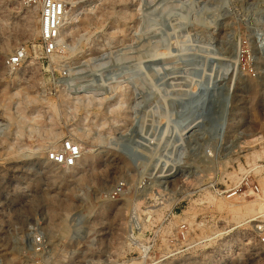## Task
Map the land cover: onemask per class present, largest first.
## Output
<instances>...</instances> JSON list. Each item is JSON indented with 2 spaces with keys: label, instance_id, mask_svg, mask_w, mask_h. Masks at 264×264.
Masks as SVG:
<instances>
[{
  "label": "rangeland",
  "instance_id": "rangeland-1",
  "mask_svg": "<svg viewBox=\"0 0 264 264\" xmlns=\"http://www.w3.org/2000/svg\"><path fill=\"white\" fill-rule=\"evenodd\" d=\"M65 1L0 0V263L264 264V0Z\"/></svg>",
  "mask_w": 264,
  "mask_h": 264
},
{
  "label": "built area",
  "instance_id": "built-area-1",
  "mask_svg": "<svg viewBox=\"0 0 264 264\" xmlns=\"http://www.w3.org/2000/svg\"><path fill=\"white\" fill-rule=\"evenodd\" d=\"M38 4L40 8V22L42 21L43 24V49L45 52L49 53L53 51L58 44L59 27L65 14L66 2L64 0H38ZM23 51L24 50L20 48L8 57L6 63L11 69L20 65L24 56ZM79 156L80 148L78 144L74 143L72 140H66L62 150H53L49 154V159L55 163L71 167L74 166ZM258 229L260 231L256 239L257 242L263 246L264 228L258 226ZM37 239L39 240V238ZM262 249L264 250V248ZM245 252H247V250H243L238 244L222 243L221 245L219 243L216 247L202 250L199 256L200 261L192 264H234L233 259L237 258L239 260L241 257L240 255Z\"/></svg>",
  "mask_w": 264,
  "mask_h": 264
},
{
  "label": "bare ground",
  "instance_id": "bare-ground-1",
  "mask_svg": "<svg viewBox=\"0 0 264 264\" xmlns=\"http://www.w3.org/2000/svg\"><path fill=\"white\" fill-rule=\"evenodd\" d=\"M65 1V0H64ZM66 2V1H65ZM68 8V4L66 3V8H65V14H66V9ZM65 14H64V17H65ZM71 16H73V14L71 15ZM64 17H63V20H64ZM70 18H72V17H70ZM62 20V21H63ZM67 22V21H66ZM30 24V23H29ZM41 25H43L42 24V21H41ZM43 27V26H42ZM64 29H65V22H63V23H61V25H60V27H59V35H58V39H60V38H62V36H63V33H64ZM79 158H80V156H79ZM78 158V159H79ZM234 194V193H233ZM252 210V209H251ZM132 264H134V262H132Z\"/></svg>",
  "mask_w": 264,
  "mask_h": 264
}]
</instances>
